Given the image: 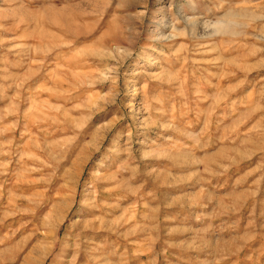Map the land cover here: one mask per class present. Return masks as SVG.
<instances>
[{
	"label": "rangeland",
	"instance_id": "374dc122",
	"mask_svg": "<svg viewBox=\"0 0 264 264\" xmlns=\"http://www.w3.org/2000/svg\"><path fill=\"white\" fill-rule=\"evenodd\" d=\"M264 0H0V264H264Z\"/></svg>",
	"mask_w": 264,
	"mask_h": 264
},
{
	"label": "clouds",
	"instance_id": "9594fccd",
	"mask_svg": "<svg viewBox=\"0 0 264 264\" xmlns=\"http://www.w3.org/2000/svg\"><path fill=\"white\" fill-rule=\"evenodd\" d=\"M261 22H264V13L226 8L218 15L202 17L199 35L208 41L234 40L244 35L250 25ZM254 46H264V34H256Z\"/></svg>",
	"mask_w": 264,
	"mask_h": 264
}]
</instances>
